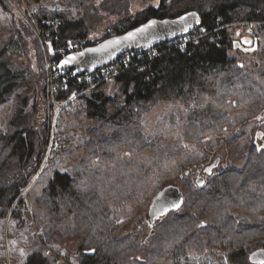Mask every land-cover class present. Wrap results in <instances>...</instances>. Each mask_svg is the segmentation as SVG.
I'll use <instances>...</instances> for the list:
<instances>
[{"label":"trees","instance_id":"1","mask_svg":"<svg viewBox=\"0 0 264 264\" xmlns=\"http://www.w3.org/2000/svg\"><path fill=\"white\" fill-rule=\"evenodd\" d=\"M70 1L87 12L86 16L56 12L38 17L54 50L50 59L56 61L97 42L88 37L92 26L88 12L96 11L97 6L116 14L115 34L150 17H176L185 12H195L199 17L186 42L175 38L146 51H128L129 59L112 76L119 87L113 96L100 90L105 81L89 87L91 80L100 78L101 67L92 74L75 68L53 69L45 64L48 52L40 57L37 103L45 100L51 109L52 101L63 102L76 93L85 96L90 124L82 164L92 157L117 161L130 178L137 172L130 173L129 166L138 164L129 162L131 159L150 157L152 166L163 171L178 158L180 152L169 143L146 139L140 121L148 109L146 103L152 100L169 98L189 103L210 98L223 106V112L212 114L208 120H189L185 126V139L200 147L206 138L231 129L236 120L259 113L264 117V0H160L158 5L136 11L130 0ZM0 3L12 8L10 0ZM240 25L250 29L256 39L251 51L236 44L235 32ZM243 42L253 43L248 38ZM3 53L0 51V101L20 85L19 78L32 82L31 69L29 76L14 71ZM49 75L52 88L47 85ZM29 99L28 93L20 95L21 105L6 130L0 131V217L15 201L24 202L19 198L21 187L40 168L52 130L53 112L41 116L26 110ZM226 142L229 150L247 144L244 165L228 164L207 172L202 186L191 172L180 175L183 202L155 220L147 241L141 232L118 236L122 225L116 223L108 203L114 183L88 180L80 169L56 170L36 197L35 219L46 237L71 220L72 227L64 234L80 236L82 243L70 263L55 252L47 253L44 242H38L24 264H188L195 258L212 264H264V121L255 139L240 132L230 135ZM126 152L131 156L124 157L122 163L121 154ZM123 180L117 183L124 192ZM28 210L14 207L12 213L22 215ZM23 222L25 219L18 224ZM0 264H4L1 257Z\"/></svg>","mask_w":264,"mask_h":264},{"label":"rangeland","instance_id":"2","mask_svg":"<svg viewBox=\"0 0 264 264\" xmlns=\"http://www.w3.org/2000/svg\"><path fill=\"white\" fill-rule=\"evenodd\" d=\"M100 1L95 0V2ZM159 1L130 0L135 11L148 5H158ZM10 2L11 9L5 8L0 3V51L4 52L8 64L14 71L20 70L21 74L29 76L28 71L31 69L32 82L29 83L27 80L24 81L19 78L20 85L16 89H12L13 91L10 93L4 94L5 99L0 101V131L6 130L8 121L14 114L16 107L21 105L20 95L24 92L30 95L29 102L25 105L26 110H34L41 116L48 115L51 110L54 121L41 166L28 184L21 187L19 198H23L24 202L15 201L9 208V212L0 217H15L17 223L22 219L23 221L24 219L25 221L29 220V222L21 224L10 222L9 231L6 235L4 234V237H0V256L5 264H24L38 242H44L47 253L55 252L61 260L73 263L77 249L83 239L80 236L64 234L72 227L71 220L69 223H63L60 227L55 228L46 237L43 234V227L38 226L33 211L37 195L41 193L56 170L77 171L80 169L84 172L83 177L88 180L92 178V180L114 183V189L108 203L116 223L122 225L118 236L141 232L144 240L147 241L154 231V222L150 220L148 209L159 188L173 184L182 190L184 187L179 181L180 175L191 172L192 178L195 179L198 173L202 174L205 166L212 165L217 158L219 161L213 166V171L228 164L239 167L244 165L247 157V144L245 147L236 145L229 150L226 141L230 135L240 132H244L251 140L255 139L264 121L261 113L250 118L236 120L237 122H234L231 129H225L221 135L206 138L201 147L185 139L184 128L189 120H208L212 114L225 110L216 100L210 98L197 99L189 103L180 99L169 98L146 103L145 106H148V109L140 121L146 139H156L161 143H169L174 150L180 152L178 158L167 164L163 171L152 166L150 157L141 161H137L140 157H136V159L129 161H136L137 167L142 166L140 170H137L134 165L129 166L130 173L137 172V175H131L130 178L126 175L128 173L124 171L125 168L123 169V166L119 165L117 161L103 162L92 157L85 165L82 164L81 158L86 155L85 142L89 137L88 126L90 124L85 96L76 93L63 102L52 101L54 106H51V109L46 107L45 100V104L36 102L40 57L48 52L46 67L55 69L58 63L56 59H50L54 50L50 42L44 37L45 31L39 26L38 17L43 15L50 17L56 12L65 13L70 17H78L86 16L87 12H81L70 0H10ZM96 8V11L88 12L90 14L88 18H91L92 23L88 37L92 41H99L108 33L114 35V22L117 20L114 12L103 9L101 6ZM46 20L50 21V19ZM235 34L238 37L236 41L238 47L249 51L256 47V39L252 37L250 29L247 30L243 25H240ZM245 38L253 43L244 44ZM112 76L101 81L91 80L89 87H94L105 81L100 90H103L108 96H113L119 91V87L113 81ZM51 78L52 75H49L47 85L52 88ZM126 156H131V154L129 152L121 154L122 163ZM122 178L125 179L123 184L127 189L124 192V188L117 183L121 182ZM14 207L22 209L26 207L29 210L18 215L12 213ZM40 219L44 220V217L41 216ZM168 264H173V262L170 261ZM188 264L212 263L195 258V261Z\"/></svg>","mask_w":264,"mask_h":264},{"label":"water","instance_id":"3","mask_svg":"<svg viewBox=\"0 0 264 264\" xmlns=\"http://www.w3.org/2000/svg\"><path fill=\"white\" fill-rule=\"evenodd\" d=\"M155 21L153 24L152 22ZM199 17L195 12H185L176 17H150L145 22L126 30L103 38L96 43L86 46L82 51L65 54L57 63L60 70L75 68L89 74L98 68L117 59L127 51H146L162 41L175 39L193 30ZM142 29V31H138ZM134 33V36H129ZM219 161L217 158L205 170L211 173L212 168ZM199 185L205 182L204 176L196 179ZM183 192L177 185L167 184L152 198L148 209L151 222L165 215L168 211L177 209L183 202Z\"/></svg>","mask_w":264,"mask_h":264},{"label":"built area","instance_id":"4","mask_svg":"<svg viewBox=\"0 0 264 264\" xmlns=\"http://www.w3.org/2000/svg\"><path fill=\"white\" fill-rule=\"evenodd\" d=\"M192 37L191 35V31L187 32L177 38H180V42H186L188 39H190ZM129 59V53L128 51L123 53L122 55H120L117 59H115L114 61L110 62L109 64L103 65L100 68V78L99 80H105L109 77H111L115 72L118 71V69L120 68V65L123 61L128 60Z\"/></svg>","mask_w":264,"mask_h":264},{"label":"crops","instance_id":"5","mask_svg":"<svg viewBox=\"0 0 264 264\" xmlns=\"http://www.w3.org/2000/svg\"><path fill=\"white\" fill-rule=\"evenodd\" d=\"M8 218V217H7ZM7 218H0V237H4V234L6 235L7 232L9 231L8 225L10 226L12 222V224L17 223V218L15 219V217H9ZM13 220V221H12ZM26 222H29V220H26ZM18 224V223H17ZM28 224V223H27ZM32 233V232H30ZM29 233V234H30ZM1 257V256H0ZM2 258V257H1ZM3 260V259H2ZM4 262V260H3ZM5 264V263H4Z\"/></svg>","mask_w":264,"mask_h":264},{"label":"flooded vegetation","instance_id":"6","mask_svg":"<svg viewBox=\"0 0 264 264\" xmlns=\"http://www.w3.org/2000/svg\"><path fill=\"white\" fill-rule=\"evenodd\" d=\"M205 168H206V167H205ZM205 168H203V171H204V172L202 171V174H201V173H198L195 179H197V177H199V176H204V177H205V175L207 174V171L205 170ZM212 171H213V169H212ZM212 171H211V172H212ZM187 173H188V172H187Z\"/></svg>","mask_w":264,"mask_h":264},{"label":"snow or ice","instance_id":"7","mask_svg":"<svg viewBox=\"0 0 264 264\" xmlns=\"http://www.w3.org/2000/svg\"><path fill=\"white\" fill-rule=\"evenodd\" d=\"M153 24L155 23V21L152 22ZM138 31H142V29L138 30ZM129 36H134V33H130Z\"/></svg>","mask_w":264,"mask_h":264}]
</instances>
